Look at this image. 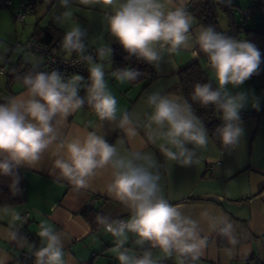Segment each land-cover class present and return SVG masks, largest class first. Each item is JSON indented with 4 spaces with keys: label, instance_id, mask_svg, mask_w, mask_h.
<instances>
[{
    "label": "clouds",
    "instance_id": "1",
    "mask_svg": "<svg viewBox=\"0 0 264 264\" xmlns=\"http://www.w3.org/2000/svg\"><path fill=\"white\" fill-rule=\"evenodd\" d=\"M219 2L231 4V0ZM59 3L65 11L56 17L57 21H72L73 0ZM78 3L104 8L107 31L128 54L125 59L134 57L158 69L166 56L179 54L182 49L191 51L193 57L200 53L207 56L212 77L193 85L191 103L189 98L175 93L157 91L147 96L150 112L146 113L144 127L150 142L160 141L157 147L163 157L181 167L201 162L197 153L208 149L209 131L196 115L193 103L202 108L211 106L221 114L222 124L216 127L215 134L225 151L239 147L245 132L241 111L249 104L260 108V98L254 93L250 96L248 91H236L264 71V52L256 44L218 32L212 25H200L193 30L195 17L188 9L190 0ZM87 40V30L75 23L60 41L65 53H76L88 64L87 80L80 74L66 77L58 70L38 71L39 64L33 63L29 71L17 76L24 91L0 102V177L8 178L13 195H19V169L36 166L45 154L55 157L52 167L77 190L88 188L98 170L110 168L106 192L125 206L128 216L112 219L97 214L95 220L114 238L111 250L118 264H166L170 259L175 264H197L208 246V236L197 220L184 214L183 204H173L165 198L158 162L152 155L136 152L122 156L115 145L95 131H87L83 136L61 132L63 122L85 104L100 121L117 120V100L108 90L102 63L112 57L113 49L104 44L97 48L94 57L88 53ZM143 73L126 66L116 68L111 75L124 83L136 81ZM132 125L131 115L121 114L118 127L129 136L136 134ZM10 215L13 225L16 221L27 222L19 213ZM201 215L206 217L208 213ZM210 228L218 230L229 245L237 243L233 223L227 216L212 218ZM36 234L39 247L29 243L18 230L11 231L9 236L12 241L24 240L32 249L34 264H65L61 232L42 222ZM9 259L6 252L0 254V264H7Z\"/></svg>",
    "mask_w": 264,
    "mask_h": 264
},
{
    "label": "crops",
    "instance_id": "2",
    "mask_svg": "<svg viewBox=\"0 0 264 264\" xmlns=\"http://www.w3.org/2000/svg\"><path fill=\"white\" fill-rule=\"evenodd\" d=\"M37 1L44 2L53 13V18L35 23L31 30L35 26L49 29L54 38L62 39L64 33L78 23L88 32V48H99L104 44L111 47L118 43L107 31L105 10L102 6H85L79 4L78 0H73V19L61 24L56 17L65 9L61 7L59 0ZM205 1L207 0H190L189 4L194 6ZM35 13L36 10L33 9L31 14ZM226 17L229 29L230 18L227 15ZM199 26L195 18L193 30ZM259 27L261 32L245 31L238 38L252 41L264 52V21L260 20ZM31 37L32 35L28 38ZM111 58L109 57L110 61ZM196 59L191 51L182 49L179 54L166 56L158 69L147 63L155 75L147 86L146 79L145 83L134 85L120 83L111 75L112 66L106 67L105 70L110 72L108 75L111 78L110 82L106 81L108 90L117 100V120L100 121L85 104L63 122L61 132L67 136H83L87 131H95L98 135L105 136L109 144L115 145L122 156L136 152L152 155L158 162L160 185L165 198L173 204H183L184 214L197 220L203 234L208 236V246L197 264H255L258 259L264 260V191L260 193L264 189V71L251 77L240 89H236L248 91L250 96L254 93L260 98V108L257 110L249 104L241 111L247 112L242 118L245 132L235 151H219L209 138L208 149L198 150L201 162L192 167H181L162 156L157 147L160 141L156 144L150 142L144 127L146 113L150 112L146 104L147 96L157 91L162 94L183 95L177 72ZM0 69L7 76L8 71L5 72L1 65ZM206 73L208 78L212 77L209 68ZM23 91V86L17 84L0 101ZM84 94V91L80 93L81 96ZM124 112L131 115L132 126L136 129L134 136H129L118 127L119 118ZM54 158L45 154L36 166L21 168L26 199L21 204L0 208V254H8L10 259L7 264H17L19 253L30 248L22 239L12 241L10 232L18 230L29 243L32 237L40 244L36 232L40 223L44 222L61 232L65 264H118L115 253L111 250L114 238L103 226L96 223L94 214L88 217L82 214L85 208H90L96 214L112 219L127 218L128 210L125 206L106 192V185L111 180V169L98 170L88 188L77 190L52 167ZM12 212L21 216L28 213L25 218L27 222L16 221L13 225L10 215ZM204 212L208 213L206 217L201 215ZM221 215L227 216L233 223L237 241L235 245H229L224 238L226 244L222 246V236L218 234V230L213 231L210 228L212 218ZM153 252L156 253L157 250L154 249ZM166 264H175V261L170 259Z\"/></svg>",
    "mask_w": 264,
    "mask_h": 264
},
{
    "label": "trees",
    "instance_id": "3",
    "mask_svg": "<svg viewBox=\"0 0 264 264\" xmlns=\"http://www.w3.org/2000/svg\"><path fill=\"white\" fill-rule=\"evenodd\" d=\"M232 6H233L232 1L230 5H225L223 3H220L219 0H207L205 2H202L194 6L189 4L188 9L190 13L198 20L200 25H212L215 27L216 31L218 32H225L221 29V26L219 23V16L221 13L226 14L230 18V21H229L230 23H229V29L225 33L233 37L238 38L240 33L245 32V31L261 32L259 23L255 27H251V26H245V25H242L236 22L233 18V11L231 8ZM1 7H9V6H0V8ZM247 8H251L252 12H264V0H250V5ZM242 18L244 17L242 16ZM260 20L261 22L264 21V16L260 17ZM31 35L33 38L37 39L40 42H44V43H48L52 39H54V36L52 35L49 29H42L38 26L34 27ZM55 38H59V37H55ZM111 48L113 49L112 58H111L112 71L115 70L116 68L130 66V67L137 68L141 70L142 72H144L143 75L140 76L137 80L146 79L147 82L145 86L149 85L153 81V79L155 78V75L146 62L138 61L134 57L125 59V57L128 54L124 51V49L119 43H115L111 45ZM64 54L66 53L64 52ZM74 55H77V54L72 53L70 56H74ZM205 56H206L205 54L200 53L198 58L195 61L181 68L177 72L179 82L182 87L183 95L184 97L189 98L190 103H191V100H190L189 94L192 91L193 85L196 82L203 83V82L210 80V78H208L207 74L205 73L206 72L205 69L203 68V61H204ZM31 66L32 65L30 64H26V65L20 64L19 66H12L10 70H8L7 72L8 73L7 81L11 79H17L18 75H23L25 72L29 71L31 69ZM36 70L44 71L45 70L44 64L43 63L40 64ZM88 75L89 74H86L83 77L87 80ZM133 82H136V81H132V83ZM18 84L22 86L21 82H19ZM6 99L1 100L0 102H4ZM193 109L195 110L196 115L199 116L204 121L209 131V138L211 139L214 146L219 151H224V148L221 145L218 136L215 134L216 127L222 124L221 114L215 111L211 106H209L208 108H202L199 104H196V103H193ZM246 115H247V112L241 113V119L244 118ZM19 174L21 177V181L19 185L21 189V193L19 195H13L12 190H10V188L8 187V184H9L8 178L0 177V208L7 207V206H15L25 201L26 189H25V184H24V179L22 176L21 169H19ZM262 191H264V189H262L260 193ZM82 214L87 217L90 214H94L95 217L97 215L96 212L90 208H85L82 211ZM30 239L35 240L32 237H30ZM220 244L222 246L226 244L225 239L223 237L221 238Z\"/></svg>",
    "mask_w": 264,
    "mask_h": 264
},
{
    "label": "rangeland",
    "instance_id": "4",
    "mask_svg": "<svg viewBox=\"0 0 264 264\" xmlns=\"http://www.w3.org/2000/svg\"><path fill=\"white\" fill-rule=\"evenodd\" d=\"M17 0H13V6L0 8V65L5 69V72L10 70L13 66H19L20 64L26 65L27 63L32 65L33 63L42 64V60L35 53H32L21 46H17L16 43H25L31 35V27L37 22L50 21L53 18V13L44 5V2L39 3L37 1L35 14L28 13L25 16L23 22L15 19V4ZM233 18L236 22L245 25L252 26L255 23L260 22V17L264 16V12H253L252 19L245 20L242 18L241 11L246 9L250 5V0H231ZM33 11V10H32ZM31 11V12H32ZM227 17L225 14H220L219 21L223 31H228ZM105 71V80L110 82V72H106V67L112 66V61L109 58L102 61ZM209 73V70H207ZM211 79V78H210ZM145 79L136 80V82H127L129 85L135 83H145ZM20 81L18 79H11L7 81L6 74L0 72V99L6 95L11 89L16 87Z\"/></svg>",
    "mask_w": 264,
    "mask_h": 264
},
{
    "label": "built area",
    "instance_id": "5",
    "mask_svg": "<svg viewBox=\"0 0 264 264\" xmlns=\"http://www.w3.org/2000/svg\"><path fill=\"white\" fill-rule=\"evenodd\" d=\"M36 2L37 0H17L15 4V19L17 21L23 22L25 16L28 13H31V11L35 8ZM0 6H13V0H0ZM241 14L246 20H250L252 18L253 12L251 8H247L242 10ZM60 41V38H54L50 42L44 43L31 37L26 40L25 43L17 42L16 45L37 54L44 64L45 72L58 70L66 77H71L74 74H80L82 76L89 74L87 71L88 64L85 61L80 60L77 55H65L64 51L60 47ZM96 50L97 48L95 47H89L88 53L95 57ZM203 68L205 71L207 68H209L207 56L204 58ZM0 72H3L2 69H0ZM27 216L28 213H24L22 215L23 218H27ZM30 242L36 247L40 246V244H38L35 240L30 239ZM31 252L32 249L28 251L22 250L16 258L17 264H34V257L31 255ZM255 264H264V260L258 259L255 261Z\"/></svg>",
    "mask_w": 264,
    "mask_h": 264
}]
</instances>
